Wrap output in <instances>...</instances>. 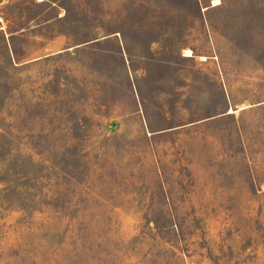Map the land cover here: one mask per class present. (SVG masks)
Listing matches in <instances>:
<instances>
[{"label":"rangeland","instance_id":"rangeland-1","mask_svg":"<svg viewBox=\"0 0 264 264\" xmlns=\"http://www.w3.org/2000/svg\"><path fill=\"white\" fill-rule=\"evenodd\" d=\"M0 264H264V0H0Z\"/></svg>","mask_w":264,"mask_h":264},{"label":"bare ground","instance_id":"bare-ground-1","mask_svg":"<svg viewBox=\"0 0 264 264\" xmlns=\"http://www.w3.org/2000/svg\"><path fill=\"white\" fill-rule=\"evenodd\" d=\"M214 1V0H213ZM214 4H216V3H214ZM185 55H187V56H190L191 55V53H190V50H185Z\"/></svg>","mask_w":264,"mask_h":264},{"label":"snow or ice","instance_id":"snow-or-ice-1","mask_svg":"<svg viewBox=\"0 0 264 264\" xmlns=\"http://www.w3.org/2000/svg\"><path fill=\"white\" fill-rule=\"evenodd\" d=\"M220 2V0H214V3H219Z\"/></svg>","mask_w":264,"mask_h":264}]
</instances>
